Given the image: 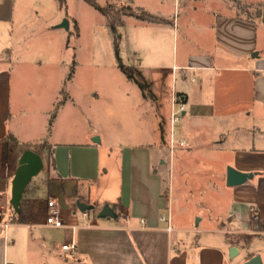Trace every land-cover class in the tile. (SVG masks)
I'll return each instance as SVG.
<instances>
[{"label": "crops", "instance_id": "1", "mask_svg": "<svg viewBox=\"0 0 264 264\" xmlns=\"http://www.w3.org/2000/svg\"><path fill=\"white\" fill-rule=\"evenodd\" d=\"M210 1L216 8L201 27L205 43L181 54L172 48L170 64L161 62L160 77L149 83L159 113L143 98L149 105L144 118L150 142L119 143L115 163L112 147L106 158L102 153L99 105L93 97L77 96L76 74L68 80L66 65L57 73L27 63L12 67L10 55L18 43H27L26 33L37 31L43 38L51 31L25 24V34L17 39L20 4L0 0V194L6 205L19 166L15 155L28 151L18 149L22 133L43 137L54 124L49 143H42L43 154L36 152L44 162L45 184L32 187L33 179L17 216L7 206L0 223V264H246L254 257L264 264V22L237 15L224 0ZM181 2L187 0L106 4H127L159 17V24L124 17L123 29L136 19L155 25L154 33L164 41L169 30L173 40L179 35ZM221 7L229 12H220ZM60 29L53 32L60 35L62 48H69L71 35L80 39L76 19L65 33ZM63 91L67 99L52 118ZM174 99L184 111L173 126ZM85 108L95 112L97 124L89 115L82 128ZM64 118L73 130L59 128ZM51 149L56 170L49 168L45 154ZM229 168L252 178L230 187ZM48 200L60 206L64 227L45 225ZM78 203L91 209L81 212ZM107 205L115 219L99 217ZM169 211L171 231L161 221ZM4 224L13 244L5 245ZM73 241L75 251L61 250Z\"/></svg>", "mask_w": 264, "mask_h": 264}, {"label": "rangeland", "instance_id": "2", "mask_svg": "<svg viewBox=\"0 0 264 264\" xmlns=\"http://www.w3.org/2000/svg\"><path fill=\"white\" fill-rule=\"evenodd\" d=\"M224 1L234 7L233 12L244 18H255L256 10L264 4V0ZM97 2L104 6L108 0H97ZM19 4L20 12L15 22L17 39L25 34L22 31L25 24L33 25L34 28H38L41 24L42 28L51 32L43 38L39 36L40 33L37 31L32 34L26 33L29 36L27 43H18L17 49L10 55L12 67L17 69L20 64L27 63L31 66H37L39 69H51L53 73H57L62 66L66 65L68 75L71 71L72 76L76 74L79 83L78 89L75 90L77 96L81 99L93 97L94 103L99 105L98 128L105 142L102 153L106 158L110 147H112V157L115 163L120 152L116 146L119 143L139 144L141 142L142 144L147 141L150 142L149 124L144 118L149 105L144 104L143 98L148 99L151 105H155L154 99H152L155 88L150 85L146 91L147 95L144 96L140 85L127 78L119 68L118 56L125 65L134 66L148 83L151 80L155 82L160 77L157 67L161 65V62L170 64L172 48L174 52L178 48L181 54L184 48L192 51L197 48V45L201 46L203 41L205 43L207 39L203 35L201 27L207 25L212 9L216 8V5L212 4L210 0L195 2L187 0L186 4L181 2L177 9V16L180 20L179 35L174 40L172 30H169L170 37L168 36L167 40L163 37L164 41H161L162 37L160 38L157 33H154L157 29L155 25L138 24L140 23L138 20L131 19L126 29L120 30V36L117 38L119 54L117 56L115 38L105 27L103 14L83 0H67L66 9H61L57 0H16V5L19 6ZM112 5L118 9L132 7L127 4ZM220 12L228 13L229 11L221 7ZM75 19L81 25L80 39L77 40L75 35H71L72 29L69 34L71 35L69 48L64 49L61 45L60 35L53 31L60 28L65 20L74 25ZM63 29L60 30L65 33L66 31ZM125 31L126 37L124 36ZM156 53L163 56L157 57L155 56ZM7 56L8 54H6ZM62 98L63 93L51 113L52 118L58 114L62 105L59 108L57 106ZM154 107L155 113L159 114L157 106ZM80 114L82 128H85L89 115L93 117L90 120L97 124V119H94L96 114L91 111V108L82 109ZM53 125V122L48 125L47 134L43 137L22 133L18 149L22 150L25 147L27 150L35 149V152L43 154L45 148L43 144L49 143ZM59 128L70 131L74 127L69 119L64 118ZM47 152L45 154L48 156ZM16 156L17 159L20 158V162L21 153L18 152L15 158ZM45 182L44 171L34 178L32 187L43 185Z\"/></svg>", "mask_w": 264, "mask_h": 264}, {"label": "trees", "instance_id": "3", "mask_svg": "<svg viewBox=\"0 0 264 264\" xmlns=\"http://www.w3.org/2000/svg\"><path fill=\"white\" fill-rule=\"evenodd\" d=\"M61 9L67 8V0H57ZM92 8L96 9L97 11L101 12L106 19V26L115 38V45L117 56L118 54V45H117V38L120 36V30L124 27V17H134L140 21L152 23V24H159L162 23L163 20L159 17H156L143 9H136L132 7H123V8H116L112 4H106L105 6H101L97 0H83ZM262 11L263 7L256 10L255 18L262 19ZM118 66L121 71L129 78L130 80H134L137 84L140 85L144 96L147 95L146 91L150 87V84L141 76L139 71L136 70L134 66H127L125 65L118 56ZM137 74V75H136ZM72 71L69 74L68 80H71ZM67 99V95L65 91H63V98L58 104L57 108H59ZM54 118V117H53ZM6 156V154H5ZM49 158V168L51 170H56V163L54 157V149H51L48 153ZM28 192V188L26 189L23 199ZM22 199V200H23ZM8 209L11 211L13 216H17L18 213L15 212L13 207L9 204ZM15 221V217L13 218L12 222Z\"/></svg>", "mask_w": 264, "mask_h": 264}, {"label": "water", "instance_id": "4", "mask_svg": "<svg viewBox=\"0 0 264 264\" xmlns=\"http://www.w3.org/2000/svg\"><path fill=\"white\" fill-rule=\"evenodd\" d=\"M262 21L264 22V7L262 11ZM60 28H65L68 30V20H65L60 25ZM93 141L96 143L100 142L98 138H95ZM43 168L44 162L40 154L31 150L25 151L23 153L19 162V166L11 182V197L9 204L13 207L16 213L20 211V206L26 189L32 180L42 172ZM250 178H252V175L239 173L234 169L229 168L227 172V185L230 187L239 186ZM77 208L81 212H86L91 209V207L80 203H78ZM99 217L103 219H115L116 213L109 205H107L100 211ZM232 250L233 252L236 251V249ZM246 264H261V261L259 257H254Z\"/></svg>", "mask_w": 264, "mask_h": 264}, {"label": "built area", "instance_id": "5", "mask_svg": "<svg viewBox=\"0 0 264 264\" xmlns=\"http://www.w3.org/2000/svg\"><path fill=\"white\" fill-rule=\"evenodd\" d=\"M184 111V107L183 105H180L176 99L173 100L172 103V109H171V122L172 125L174 126V124H176L181 117V114ZM176 144V142L174 141V139L172 138L171 140V148H174V145ZM4 201L2 200V194H0V223H2V218H4L5 214L7 213V206L6 202L3 203ZM46 217H45V225L51 228H62L64 227V221H63V217H62V210L60 208V206L58 205V203L55 200H48L46 201ZM254 220H259L258 217H255ZM161 221L166 223L168 225V229L171 231L172 230V221H171V216H170V211L168 214H164L161 217ZM4 228H5V235H4V242L5 245H9V244H13L14 240L12 238L9 237V235L7 234L9 225L8 224H4ZM61 250L63 252H71V251H75L76 250V244L75 242H70L68 244H65L61 247Z\"/></svg>", "mask_w": 264, "mask_h": 264}]
</instances>
